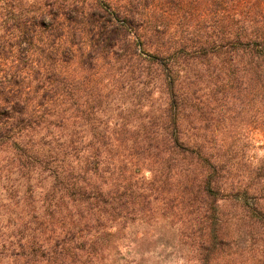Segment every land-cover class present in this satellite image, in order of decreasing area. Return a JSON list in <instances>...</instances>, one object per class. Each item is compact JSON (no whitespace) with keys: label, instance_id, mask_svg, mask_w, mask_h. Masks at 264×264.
Segmentation results:
<instances>
[{"label":"trees","instance_id":"16d2710c","mask_svg":"<svg viewBox=\"0 0 264 264\" xmlns=\"http://www.w3.org/2000/svg\"><path fill=\"white\" fill-rule=\"evenodd\" d=\"M153 1L157 13L147 0H74L24 18L0 6V264H120L172 189L205 212L233 202L264 227V163L226 158L255 144L234 130L246 108L264 129V0ZM186 59L216 71L205 102L180 86ZM151 82L158 114L96 129L104 88ZM219 96L233 130L218 134Z\"/></svg>","mask_w":264,"mask_h":264},{"label":"rangeland","instance_id":"374dc122","mask_svg":"<svg viewBox=\"0 0 264 264\" xmlns=\"http://www.w3.org/2000/svg\"><path fill=\"white\" fill-rule=\"evenodd\" d=\"M72 1L74 0H0V6L5 8L2 14L8 12L12 15L11 18H24ZM140 1L143 3V0ZM147 1L148 13H157L155 1ZM90 2L94 0H85L86 4ZM171 30L174 31L175 27L172 26ZM181 66L184 70L178 81L182 90L189 87L199 101L205 102L216 86L219 87L216 85V71L212 64L207 66L204 62L186 59ZM156 86L158 84L151 82L147 92L143 94L139 88L128 89L122 94L117 90L109 92L111 86L104 88L99 106L102 124L96 129L118 131L122 129V122L127 121L125 128L134 130L144 115H150L151 112L158 114L161 101L158 100ZM221 94L222 90L219 95ZM227 99L222 100L219 96L208 107V110L212 109L215 119L223 120V123L213 127L218 134L233 130V127L228 126V114L232 105L226 104ZM203 110L207 111L205 108ZM250 114L246 108L241 119L233 126L239 134L248 133L247 135L252 136L255 144L245 147L243 152L241 149L226 156L231 164L240 162L245 169L264 163V129H251L252 125H246ZM86 131L90 132V128L86 127ZM232 156L236 157L232 160ZM143 172L147 175L146 171ZM170 192L174 200L166 199L174 201L173 207L167 206L170 202L163 204L167 201L161 195L160 198L164 200L155 204L152 219L154 224L149 228L134 225L127 241L117 251L119 256L114 255L112 258L120 259V264H204L206 261H211L212 264H264V227L258 224L256 215L233 208V202L225 200L218 201L214 210L205 212L203 208L189 206L186 201L180 203L174 189ZM144 233L148 235L144 236Z\"/></svg>","mask_w":264,"mask_h":264}]
</instances>
